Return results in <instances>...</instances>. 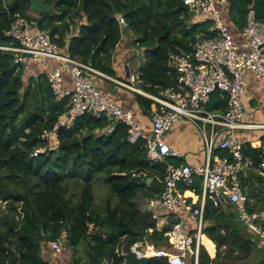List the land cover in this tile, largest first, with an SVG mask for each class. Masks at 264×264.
I'll return each mask as SVG.
<instances>
[{"label":"trees","instance_id":"obj_1","mask_svg":"<svg viewBox=\"0 0 264 264\" xmlns=\"http://www.w3.org/2000/svg\"><path fill=\"white\" fill-rule=\"evenodd\" d=\"M47 5L51 11L37 18L30 14L29 0H0V264H54L45 257V247L62 240L77 252L81 264H169L167 258L138 260L130 249L143 241L173 250L166 237L169 228L160 230L147 206L164 191L169 165L179 166L183 158L152 161L146 141L129 143L123 125L108 133L105 118L86 115L70 127V119L59 123L71 101L54 95L43 66L47 63H33L28 56L20 61L3 48L19 46L7 33L22 16L34 27L51 31L62 54L116 78L114 54L132 33L145 55L137 87L159 95L176 82L170 54L189 52L201 39L213 37L212 24L192 15L182 0H48ZM250 9L264 19V0H229L224 19L236 39ZM85 76L121 106L102 88V83L113 85L111 81L91 72ZM134 95L144 114L158 107ZM206 109L226 113V96L214 93ZM45 130L54 131L55 137L41 141ZM243 153L259 170L263 149L247 144ZM214 154L232 161L226 150ZM260 172H242L241 181L253 207L264 209V170ZM101 187L110 192L102 203ZM181 189L202 196V179ZM236 216L230 208L206 202L202 232L216 244L217 254L212 258L215 253L202 246L198 264H248L255 252V264H264V254L259 257L264 242L237 223ZM189 221L185 232L195 235L197 224ZM187 264H195V258H188Z\"/></svg>","mask_w":264,"mask_h":264},{"label":"built area","instance_id":"obj_2","mask_svg":"<svg viewBox=\"0 0 264 264\" xmlns=\"http://www.w3.org/2000/svg\"><path fill=\"white\" fill-rule=\"evenodd\" d=\"M182 1L192 15L211 22L214 35L198 41L189 52L170 54L171 63L177 72L176 82L159 95L146 93L139 88L133 89L158 104L150 113L151 134L136 121L132 112L93 86L85 75L99 72L62 54L52 40L51 31L36 28L28 19L19 16L7 33L19 46L3 48L16 53L20 61L23 60L21 57L28 56L36 64L48 59L59 63V67L50 71L48 77L57 99L69 98L71 101L69 111L59 121L63 124L66 119H70L68 127L77 118L86 115L105 118L109 124L108 133L115 131L118 125H123L128 128L129 143L146 141L148 158L156 162L183 158V154L167 141L168 133L177 123L190 122L203 133L210 155L208 163L198 167L184 163L169 165L164 191L148 204L149 208L165 209L169 212L166 221L175 222L166 234L173 250L159 249L143 241L135 243L130 249V253L138 260L167 258L169 264H187L190 257L199 262L207 201L218 208H230L244 228L264 242V209L253 207L254 200L244 191L241 181L242 172L255 171L254 162L244 155V144L236 135L238 130L250 128L242 123L246 115V75L251 73L264 83V19H259L256 11L250 9L246 26L239 30L236 39L224 19L229 0ZM64 74L71 77L73 89L65 86ZM217 92L227 98L226 113H212L206 109L212 95ZM224 133H227L226 137L218 140V136ZM53 137L54 131L45 130L40 138L44 142ZM216 149L228 151L232 161L215 155ZM39 153L37 150L35 156ZM261 170H264V149L263 162L257 171ZM198 178L202 179L203 194L201 202L195 204L186 196L181 185H192ZM180 207L197 224L195 235L184 232ZM154 219H157V215H154ZM47 247L61 253L67 244L62 240L50 243Z\"/></svg>","mask_w":264,"mask_h":264},{"label":"crops","instance_id":"obj_3","mask_svg":"<svg viewBox=\"0 0 264 264\" xmlns=\"http://www.w3.org/2000/svg\"><path fill=\"white\" fill-rule=\"evenodd\" d=\"M134 41L135 37H133L132 35L126 36L118 47L117 52L114 54V69L117 74L116 78H111L100 72L94 74L106 78L107 80L111 81L113 85H115L113 86L102 83V88H104L105 90L110 92L114 97H116L117 100H119L121 107H123L127 111L132 112L135 116L136 121L143 127L146 132L150 133L152 131V124L149 118L150 115L144 114L143 111L140 109L134 95V93H138L133 90L134 88L138 89L137 84L141 83L139 79V69L141 66L137 68L135 66L136 61L132 60V57L136 54V52H141V50L137 45L134 44ZM131 45H134V47H131ZM142 53L144 55L143 51ZM44 63L47 64L45 65ZM55 63L56 66L52 67ZM41 64H44L43 66L45 67L46 72H50L53 70V68L55 69L59 67V63L55 60H49L47 62L45 61ZM127 80H130V82L126 83ZM98 81L99 79H97V83ZM246 82L247 85L245 88L244 96V106L246 109V115L242 123L245 125H249L250 128L238 130L236 135L242 140L244 146L248 144L255 149H264V83L260 79L254 77L251 73H248L246 75ZM64 84L67 88L73 89V81L71 77L67 74H64ZM220 137L221 135L218 136V140H220ZM167 141L172 148L179 150L183 154L184 164L190 165L191 167H198L205 166L208 163L210 155L208 154V151L206 149L205 137L203 133L194 124L187 121H181L180 123H177L168 133ZM253 172L258 176L261 175L260 171L255 170ZM245 175H247V173ZM255 182L257 185V180ZM186 196L189 198L190 201H193L195 204H199L201 202V196H197L191 191H187ZM149 209L153 213V218L154 215H157L156 221L158 228L160 230H163L164 228H169L170 231V227L174 225L173 223L175 222L166 221V216L169 212L162 208L153 209L147 206V210ZM231 212L233 211L231 210ZM180 213L183 218V229L185 232L188 230L187 228L188 224L190 223V216L189 213H187L182 207H180ZM235 221L241 224L237 219V216ZM204 236L208 239L209 244L215 246L214 256L210 254L212 258H215L217 254V246L205 234H202L201 236V247L203 246L206 248L203 242ZM65 256H67V253H65ZM195 264H198V262H196V259Z\"/></svg>","mask_w":264,"mask_h":264},{"label":"rangeland","instance_id":"obj_4","mask_svg":"<svg viewBox=\"0 0 264 264\" xmlns=\"http://www.w3.org/2000/svg\"><path fill=\"white\" fill-rule=\"evenodd\" d=\"M30 14L33 15L34 17H37V18H39L40 15H41V13L35 12V11L31 10V9H30ZM121 21L123 22V20H121ZM130 35L133 36L132 33ZM131 47H134V45H131ZM21 58H23V60L25 59V57H21ZM132 60L136 61V65L135 66L137 68L142 66L145 63V58H144V55H143L142 51L141 52H136V54L132 57ZM137 72H138V70H137ZM98 193H99L98 201L100 203H102L104 201V199H106L107 196L110 195V192H109L108 188L106 189V188H102L101 187L98 190ZM2 205H5V204L3 203ZM1 207L2 206L0 205V208ZM243 228H244V226H243ZM255 238L259 241L258 237H255ZM205 246H207L212 253H215V247L214 246H212L208 242H207V244ZM45 252H46V255H47V256L45 255V257H48V259L50 261H53L54 264L55 263L56 264H62L63 261H65V264H74V259L71 257V254L73 253V251H72V248L70 246H68V244H67V247H65L64 251H62L61 253H56L54 251H51V250H49V248L47 246L45 247ZM64 253H67V256H61V254H64ZM261 254L263 255L264 253L261 252L259 254V257H260ZM63 257H64V259H63ZM82 258L84 259L83 256H82ZM77 259H78V256H77ZM257 259H258V256H257V253L255 252L252 256L249 257L248 264H255L257 262ZM78 261H79V259H78Z\"/></svg>","mask_w":264,"mask_h":264},{"label":"water","instance_id":"obj_5","mask_svg":"<svg viewBox=\"0 0 264 264\" xmlns=\"http://www.w3.org/2000/svg\"><path fill=\"white\" fill-rule=\"evenodd\" d=\"M31 10L38 12V13H45L51 11L52 7L47 5L48 0H29ZM121 29L124 31L126 29V24L124 22L121 23ZM73 259L74 264H81L80 261L77 259V252L73 251Z\"/></svg>","mask_w":264,"mask_h":264},{"label":"bare ground","instance_id":"obj_6","mask_svg":"<svg viewBox=\"0 0 264 264\" xmlns=\"http://www.w3.org/2000/svg\"><path fill=\"white\" fill-rule=\"evenodd\" d=\"M203 242H204V245H206L207 244V242H208V239L204 236L203 237ZM209 243V242H208Z\"/></svg>","mask_w":264,"mask_h":264}]
</instances>
